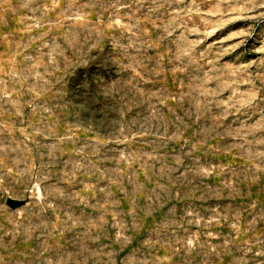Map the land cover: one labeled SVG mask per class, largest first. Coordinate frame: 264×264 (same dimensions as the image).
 Returning a JSON list of instances; mask_svg holds the SVG:
<instances>
[{"label": "rangeland", "instance_id": "374dc122", "mask_svg": "<svg viewBox=\"0 0 264 264\" xmlns=\"http://www.w3.org/2000/svg\"><path fill=\"white\" fill-rule=\"evenodd\" d=\"M0 264H264V0H0Z\"/></svg>", "mask_w": 264, "mask_h": 264}, {"label": "water", "instance_id": "95a60500", "mask_svg": "<svg viewBox=\"0 0 264 264\" xmlns=\"http://www.w3.org/2000/svg\"><path fill=\"white\" fill-rule=\"evenodd\" d=\"M8 204L11 205V206H18L20 205V202L18 201H15V200H12V199H8Z\"/></svg>", "mask_w": 264, "mask_h": 264}]
</instances>
